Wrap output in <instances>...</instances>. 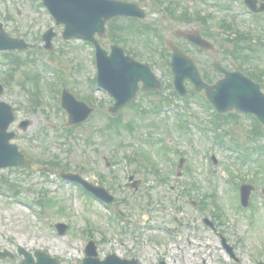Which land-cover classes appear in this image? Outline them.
Here are the masks:
<instances>
[{"label": "rangeland", "instance_id": "1", "mask_svg": "<svg viewBox=\"0 0 264 264\" xmlns=\"http://www.w3.org/2000/svg\"><path fill=\"white\" fill-rule=\"evenodd\" d=\"M122 1L137 3L145 10L144 22L151 25L150 31L133 35L130 23L117 20L107 24L108 34L118 30L116 37L124 38L126 54L136 52L142 57L140 62L152 67L166 86L164 97L173 98V79L169 56L164 61L161 42L153 37L155 27L165 42L174 39L203 73L213 71V61L231 69L229 58L234 54L249 72L245 70V74L264 80V14L254 18L244 0ZM0 20L10 36L32 45L30 53H0V84L4 86L0 102L14 109L16 122L10 128L17 133L14 142L32 160L54 164V172L62 167L103 185L116 197L123 213L119 217L112 207L87 198L57 174L0 170V247L15 255L14 261L7 258L0 264H21L24 258L18 253L20 248L33 255L37 251L49 254L62 264H84L90 240L101 260L117 255L136 258L141 264H159L162 260L168 264H264V155L254 151L263 148L264 154V135L252 118L230 113L222 130L230 150L205 138L202 130L209 137L217 132L213 111L199 103L202 98L175 103L168 113H160L153 105L160 103L161 97L141 92L133 107L119 111L118 127H112L105 113L114 103L91 80L97 74L92 45L65 41L64 27L56 26L40 0H0ZM52 27L57 36L53 50L47 51L42 35ZM177 30L202 35L209 31L205 38L215 48L201 53L177 39ZM237 31L261 40V49L242 45L236 39ZM101 43L110 52L113 42L107 35ZM13 60L19 63L15 71L9 64ZM63 84L96 110L89 121L69 134L61 131L68 118L60 109ZM36 93H40L39 99ZM177 113L187 116L191 123L187 134L178 129ZM25 120L30 125L23 132L19 123ZM227 131L229 136L225 137ZM245 149L252 150V157L244 164L239 160V150ZM181 158L186 162L179 176ZM232 179L239 187L251 184L257 189L248 207L250 219L239 209V191L231 189ZM134 182L138 183L137 190L131 187ZM9 185L17 186L19 195L15 196ZM201 201L206 204L200 206ZM205 219L214 223L217 233L204 223ZM58 223L69 226L62 236L55 228ZM222 238L233 247L239 262L231 258Z\"/></svg>", "mask_w": 264, "mask_h": 264}, {"label": "water", "instance_id": "2", "mask_svg": "<svg viewBox=\"0 0 264 264\" xmlns=\"http://www.w3.org/2000/svg\"><path fill=\"white\" fill-rule=\"evenodd\" d=\"M47 1V0H46ZM55 6L58 7L60 17L65 21L66 32L65 36L79 37L88 40H94V34L99 32L102 35L105 31V23L109 19L118 15H128L132 13V7L128 4H122L119 2H113L108 0H52ZM194 39V38H193ZM49 42L51 37H46ZM195 40V39H194ZM196 41V40H195ZM198 44H204L203 41L197 40ZM25 48L23 42H15L7 37L0 24V50ZM100 66H101V79L102 84L109 86L110 91L117 98L118 102L114 109L117 111L119 108L125 106L131 100L135 98L137 91V84L139 80H143L145 83V89H156L159 84L151 77L148 70H139L135 63L131 62L130 58H125L123 52L114 47L112 57H107L106 53L100 52ZM187 67L189 71V77L194 82L198 90L203 88L207 90L208 98L213 102L217 108L222 112L232 110L234 107L256 114L262 122H264V95L260 92V87L249 79L245 78L241 74H232L226 71V78L218 83L215 87H209L205 85L199 77V74L194 64L186 59L179 50H176L174 55L173 70L177 76V86L180 91H184L183 88V70L182 65ZM147 69V68H146ZM139 77H133L138 76ZM3 88L0 86V94ZM67 106L71 108L74 105L84 107L69 96L67 98ZM87 113L83 115L84 120L91 111L86 110ZM14 121L12 108L6 104H0V168L9 166H21L24 168H35V164L28 161L27 157L18 152L16 146L9 144L10 140L15 137L14 134H8L7 130L11 123ZM250 187L244 186V199L247 202L250 190H245ZM96 193H103L109 202L113 199L109 198L106 193L100 189H93ZM65 228L62 233L65 232ZM21 253L25 251L21 250ZM91 256H97L94 243H91L90 251ZM7 253H0V258H5ZM27 256V260L24 264H33L31 257ZM44 256V255H40ZM40 257L39 264H59L57 259H50L49 257ZM137 264V261L127 262L120 261L116 257H109L105 262L99 263V261L88 260L86 264Z\"/></svg>", "mask_w": 264, "mask_h": 264}]
</instances>
